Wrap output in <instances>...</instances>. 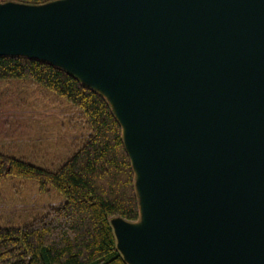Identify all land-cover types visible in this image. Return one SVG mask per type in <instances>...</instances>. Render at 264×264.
<instances>
[{
    "label": "water",
    "instance_id": "1",
    "mask_svg": "<svg viewBox=\"0 0 264 264\" xmlns=\"http://www.w3.org/2000/svg\"><path fill=\"white\" fill-rule=\"evenodd\" d=\"M4 55L110 100L143 216L115 224L130 264H264V0L1 4Z\"/></svg>",
    "mask_w": 264,
    "mask_h": 264
},
{
    "label": "trees",
    "instance_id": "2",
    "mask_svg": "<svg viewBox=\"0 0 264 264\" xmlns=\"http://www.w3.org/2000/svg\"><path fill=\"white\" fill-rule=\"evenodd\" d=\"M51 1L9 0L29 6ZM9 80H23L50 95L52 105L69 107L74 117L66 132L70 156L55 167H38L0 149V180L29 178L41 189L52 186L64 199L19 226H0V264H129L111 219L137 221L140 206L123 129L112 107L73 74L45 60L0 56V81Z\"/></svg>",
    "mask_w": 264,
    "mask_h": 264
},
{
    "label": "rangeland",
    "instance_id": "3",
    "mask_svg": "<svg viewBox=\"0 0 264 264\" xmlns=\"http://www.w3.org/2000/svg\"><path fill=\"white\" fill-rule=\"evenodd\" d=\"M61 1L65 0L47 4ZM7 3L12 2L0 0V5ZM96 91L107 98L99 89ZM52 100L23 80L0 81V149L38 167L52 168L67 159L71 137L66 132L74 112L63 104L52 105ZM136 193L140 206L137 181ZM63 201L50 185L41 189L35 180L7 175L0 180V226H19L40 215L44 208L57 207ZM142 221L140 210L139 219L128 223L140 226ZM120 222L117 217L111 219L113 229Z\"/></svg>",
    "mask_w": 264,
    "mask_h": 264
}]
</instances>
